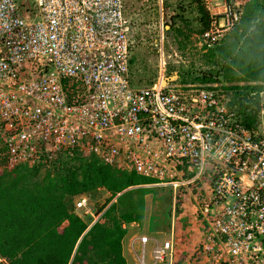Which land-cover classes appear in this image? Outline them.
Wrapping results in <instances>:
<instances>
[{"label": "built area", "instance_id": "1", "mask_svg": "<svg viewBox=\"0 0 264 264\" xmlns=\"http://www.w3.org/2000/svg\"><path fill=\"white\" fill-rule=\"evenodd\" d=\"M246 1L203 0L210 23L201 46L230 31ZM159 6L157 76L137 85L124 0H0V171L80 152L152 185H195L200 260L264 264V106L253 131L221 90L169 83ZM89 199H74L88 228L116 196L99 212Z\"/></svg>", "mask_w": 264, "mask_h": 264}, {"label": "trees", "instance_id": "2", "mask_svg": "<svg viewBox=\"0 0 264 264\" xmlns=\"http://www.w3.org/2000/svg\"><path fill=\"white\" fill-rule=\"evenodd\" d=\"M162 0L165 24V76L175 86H199L221 90L239 121L256 130V121L264 106V0H247L235 26L215 44H203L194 53L190 21L200 25L199 34L209 26L210 17L203 0H190L195 15L186 13L182 0L174 4ZM190 7V6H188ZM187 8V7H186ZM129 20V75L137 85L152 83L158 65L152 70L144 57V42L154 44L159 20L158 0H124ZM138 17L139 19H132ZM143 43V45H142ZM173 51L190 56L185 64L173 62ZM4 161L0 160V164ZM154 179L133 170L104 163L93 154L63 152L47 161L21 163L0 171V255L8 264H128L124 255L127 225L136 222L143 230L144 192L151 191ZM108 193L101 211L116 199L101 219L88 228L89 220L74 211L79 195ZM187 192V191H186ZM118 194V195H117ZM177 210V209H176ZM170 218L171 209L167 213ZM125 224V226H124ZM170 225V221L169 224Z\"/></svg>", "mask_w": 264, "mask_h": 264}, {"label": "rangeland", "instance_id": "3", "mask_svg": "<svg viewBox=\"0 0 264 264\" xmlns=\"http://www.w3.org/2000/svg\"><path fill=\"white\" fill-rule=\"evenodd\" d=\"M16 1H19V0H16ZM142 1L146 2L147 0H142ZM176 1L177 0H172L171 4L172 3L174 4ZM182 1L184 3V7L186 9L185 15H186V13L187 14L190 13V15H191L192 12H193V15H195V5L190 3V0H182ZM158 3H159V0H158ZM188 6H190V7H188ZM171 14H172V12L168 13L166 16L163 15L164 16L163 18L168 19V21H169V16ZM132 19H139V18L135 17ZM158 21L157 22H155V21L150 22L148 29L151 31L156 29L157 28L156 26L158 25ZM189 26L193 30V32L191 33V38L193 41V47L194 48L192 51L194 53H198V51H200L201 47L203 46V45L201 46L200 43L202 41L199 39L200 34L198 32V29L200 28V25H198V23L195 21H190ZM163 41H164V45H166V47H168V43H171L169 36H165V37L163 36ZM155 43H156V41H154V44ZM142 45H143V43H142ZM144 45L146 47V49L144 50V57L146 58L147 65H149L150 69L152 70L153 68H155V63L158 64V56H156L153 52V44L144 42ZM178 53L179 52H177V54H176V51L175 52L173 51V54L171 56V59L173 60V62L185 64L189 61L190 56L186 55L184 57H181ZM261 96H262L261 99H262V103H263L264 102V92H261ZM259 118H260V113H259ZM150 188H151V191H147V192L143 193L144 200H145V206H144V210H143L144 211L145 224L143 225L144 229L140 230V232H142V233H144L150 237L155 238L158 241L160 246L163 245V243L166 241V239H169V237H171V232L169 231V227L172 225L173 221H174V230L177 231V233H175V235L178 233H180V235H182V236L185 234H188V233L190 234V232H192L193 229L196 228L193 225L194 224L193 219H195L193 215L195 214V216H196L197 211H198V207L196 206L197 207L196 210H193V212H195V213L191 212L190 210L194 208L193 205L196 203L197 194H199L197 187L195 185L182 186V187L178 188L177 190H173L171 186H166V187L160 186L159 187L156 185H150ZM107 195H108V193H106V192L98 193L95 196L91 195L89 202L87 204V207L90 208V210L94 212L98 206H100L104 203ZM170 209H171V215L169 218V217H167L168 216L167 213L169 212ZM79 213H81V212H79ZM191 214H193V215L191 216ZM172 216H173V218H172ZM82 217L85 220H89V218L91 216L89 214H86V215L82 214ZM197 220H198L197 228L200 231H201V229L204 230L205 227H204L203 223L200 222V220L198 218H197ZM169 221L171 223L170 225H168ZM199 224H200V226H199ZM178 227H181L182 231L178 232V230H176ZM179 230H180V228H179ZM175 235L173 234L172 239L175 238L176 243L178 244L179 240L177 239V237ZM192 238H194V237H192ZM197 238H198V240L201 239V236H199L198 233H197ZM146 240H147V237H146ZM173 241H174V239H173ZM187 244L192 245L193 249L191 250V255L189 253L184 255V257L182 258L183 264H187V263L188 264H201V263H199L198 259H195L199 255L198 254L199 253L198 248H196L197 245L195 244V246H194V242L192 239L188 240ZM149 245H151V243ZM199 246H200V244L198 245V247ZM157 251H158V249L155 251L152 250V252H156L154 254L155 258H157L158 260H162L157 256L158 255ZM162 253H163V259H164V257L166 256V252L162 251ZM126 258H127V256H126ZM198 258H199V256H198Z\"/></svg>", "mask_w": 264, "mask_h": 264}, {"label": "crops", "instance_id": "4", "mask_svg": "<svg viewBox=\"0 0 264 264\" xmlns=\"http://www.w3.org/2000/svg\"><path fill=\"white\" fill-rule=\"evenodd\" d=\"M149 185H152V184H149ZM194 205H193L194 208L190 210L191 212H193V210H196V208H197L196 207L197 204L195 203ZM193 213H195V212H193ZM192 215L193 214H191V216ZM193 216L195 218V219H193V222H194L193 225L196 228L193 229V231L190 232V234L188 233V234H185L183 236L180 235V233L175 235V233H177V231L174 230V221H173L172 225L169 227V231L171 232V237H169V239H166V241H170L172 243L171 248L170 247L163 248V245L160 246L158 241L155 238L150 237V236L140 232L139 225L136 222L129 223L127 225V233H126L125 238H124V250H123L124 255L127 256L126 259H128L127 260L128 264H176V263L177 264H183L182 258L184 257V255H186L188 253L191 255V250L193 249L192 245L187 244L188 240L192 239L194 242V246L196 244L197 245L196 248H198V245L201 243V241L203 239V235H204V230L201 229V231H200L197 228L198 220H197L195 214ZM172 218H173V216H172ZM199 226H200V224H199ZM179 228H180V230H179ZM176 230H178V232L182 231L181 227H178ZM197 233L199 234V236H201L200 240H198V238H197ZM173 234L179 240L178 244L176 243L175 238H173L175 242L173 241V239H172ZM143 236L147 237L146 241L141 240V238ZM192 237H194V238H192ZM150 243H151V245H149ZM157 249L163 250L164 252H166V256L164 257V259L158 260L157 258H155L154 254L156 252H152V250L155 251ZM198 256L195 259H198L199 263L204 264L200 260V258H198Z\"/></svg>", "mask_w": 264, "mask_h": 264}, {"label": "water", "instance_id": "5", "mask_svg": "<svg viewBox=\"0 0 264 264\" xmlns=\"http://www.w3.org/2000/svg\"><path fill=\"white\" fill-rule=\"evenodd\" d=\"M168 28H169V26L167 25V26H166V29H168ZM154 41H156V40L154 39Z\"/></svg>", "mask_w": 264, "mask_h": 264}, {"label": "clouds", "instance_id": "6", "mask_svg": "<svg viewBox=\"0 0 264 264\" xmlns=\"http://www.w3.org/2000/svg\"><path fill=\"white\" fill-rule=\"evenodd\" d=\"M145 186H150L149 184H145ZM157 186V185H156ZM160 187V186H159Z\"/></svg>", "mask_w": 264, "mask_h": 264}]
</instances>
